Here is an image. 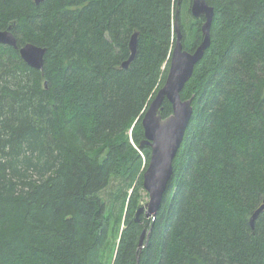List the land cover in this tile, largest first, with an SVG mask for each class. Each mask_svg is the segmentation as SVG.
<instances>
[{
    "label": "trees",
    "instance_id": "1",
    "mask_svg": "<svg viewBox=\"0 0 264 264\" xmlns=\"http://www.w3.org/2000/svg\"><path fill=\"white\" fill-rule=\"evenodd\" d=\"M206 1L211 44L181 92L193 116L157 214L136 221L177 12L189 51L205 17L192 0H0V30L47 48L39 70L0 44V264H264V0ZM113 177L129 187L108 204Z\"/></svg>",
    "mask_w": 264,
    "mask_h": 264
},
{
    "label": "water",
    "instance_id": "2",
    "mask_svg": "<svg viewBox=\"0 0 264 264\" xmlns=\"http://www.w3.org/2000/svg\"><path fill=\"white\" fill-rule=\"evenodd\" d=\"M45 0H35L41 4ZM191 13L196 18L205 17L206 21L202 26L204 39L194 50L185 49L183 35L179 25V11L176 15L175 30L177 40L174 46L170 69L164 86L158 91L144 114L142 124L145 130V139L141 147L151 148L150 161L147 170L144 172L143 186L150 194L147 216H155L160 208L168 182L174 173V159L176 158L184 141L186 130L193 116L192 99L183 100L181 92L191 78L196 65L203 58L206 50L211 44V26L214 20L215 11L206 0H192ZM0 44L9 45L19 50L23 60L33 68L44 70L47 48L27 42L19 46L17 36L12 30H0ZM139 33L132 35L129 48L130 56L122 64L124 68L129 67L138 52ZM168 99L173 105V114L164 118L162 115V104ZM145 211L142 206L136 213V221L140 220L141 214ZM264 211L263 203L253 213L250 223L255 228V223ZM147 230H143L139 248L145 246Z\"/></svg>",
    "mask_w": 264,
    "mask_h": 264
},
{
    "label": "rangeland",
    "instance_id": "3",
    "mask_svg": "<svg viewBox=\"0 0 264 264\" xmlns=\"http://www.w3.org/2000/svg\"><path fill=\"white\" fill-rule=\"evenodd\" d=\"M174 25H175V22H174ZM141 154H142L143 160H146L145 153L142 152ZM128 187H129V182L126 179L113 177L109 186L105 188L103 191H101L100 195L108 204H110L111 202L114 201L115 195L121 188L123 190H126V188ZM140 194H141V206L140 207L144 206L145 211L143 213H146L151 197H150L149 192L144 188V186H143V189L140 191ZM116 206H118V204H116ZM152 217L153 215L147 216V218H152Z\"/></svg>",
    "mask_w": 264,
    "mask_h": 264
}]
</instances>
